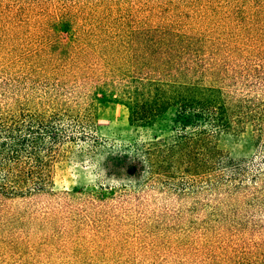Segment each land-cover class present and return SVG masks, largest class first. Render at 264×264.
<instances>
[{
    "label": "trees",
    "instance_id": "16d2710c",
    "mask_svg": "<svg viewBox=\"0 0 264 264\" xmlns=\"http://www.w3.org/2000/svg\"><path fill=\"white\" fill-rule=\"evenodd\" d=\"M30 14L0 50V264H264V0H0ZM102 100L140 139L78 187Z\"/></svg>",
    "mask_w": 264,
    "mask_h": 264
},
{
    "label": "rangeland",
    "instance_id": "374dc122",
    "mask_svg": "<svg viewBox=\"0 0 264 264\" xmlns=\"http://www.w3.org/2000/svg\"><path fill=\"white\" fill-rule=\"evenodd\" d=\"M30 27V28H29ZM38 21L33 18V15H27L24 25L21 24L19 27H11L8 24H2L0 31L2 32L0 40V50L2 52L11 51L15 48L16 43L11 38L12 32H21L20 38L18 39L24 47L32 45L33 38L28 35V31L38 32L39 29ZM24 37V38H23ZM12 51V52H13ZM14 53L5 55L4 60L0 57V68L4 67L7 59H9ZM1 70V69H0ZM95 134L98 139L108 141V145L103 149L102 156L97 159L96 165L83 164L84 167L76 166L74 169L78 170V176L71 175L68 179L76 180L75 186H94L96 183L110 184L119 181L124 178V169L122 167L114 168L112 163L105 164V159L110 156L109 154L114 150H119L121 144H126L128 140L140 139V132H134L129 127V116L125 106L102 100L97 104V125ZM114 144H112V143ZM218 148L230 154L234 158H241L251 156L255 153V150L250 145V142L244 137H233V136H222L218 141ZM106 166V168H104ZM106 170H111L110 175H106Z\"/></svg>",
    "mask_w": 264,
    "mask_h": 264
}]
</instances>
